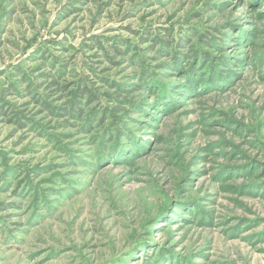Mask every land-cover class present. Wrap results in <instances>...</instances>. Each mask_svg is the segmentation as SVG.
Masks as SVG:
<instances>
[{
    "label": "rangeland",
    "instance_id": "rangeland-1",
    "mask_svg": "<svg viewBox=\"0 0 264 264\" xmlns=\"http://www.w3.org/2000/svg\"><path fill=\"white\" fill-rule=\"evenodd\" d=\"M0 264H264V0H0Z\"/></svg>",
    "mask_w": 264,
    "mask_h": 264
},
{
    "label": "trees",
    "instance_id": "trees-1",
    "mask_svg": "<svg viewBox=\"0 0 264 264\" xmlns=\"http://www.w3.org/2000/svg\"><path fill=\"white\" fill-rule=\"evenodd\" d=\"M114 52L116 54H119V55L122 54V52H120L119 50L114 49ZM49 77H51V75H49ZM53 84H55V82H53ZM139 89H142V87L139 86ZM72 95L74 96V101H75L73 104V107H72V112H71V114H69L72 117H76L78 115V110H80V107L78 106V104L82 105V100L85 99L87 96H89L90 101H94L93 100L94 95L89 88H84L82 90H78V91L74 92Z\"/></svg>",
    "mask_w": 264,
    "mask_h": 264
}]
</instances>
